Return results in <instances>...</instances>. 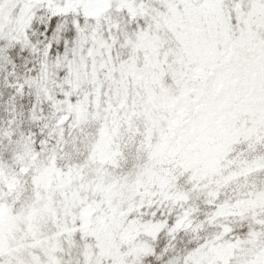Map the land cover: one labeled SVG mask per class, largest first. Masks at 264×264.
Instances as JSON below:
<instances>
[{"label": "snow or ice", "instance_id": "snow-or-ice-1", "mask_svg": "<svg viewBox=\"0 0 264 264\" xmlns=\"http://www.w3.org/2000/svg\"><path fill=\"white\" fill-rule=\"evenodd\" d=\"M0 264H264V0H0Z\"/></svg>", "mask_w": 264, "mask_h": 264}]
</instances>
